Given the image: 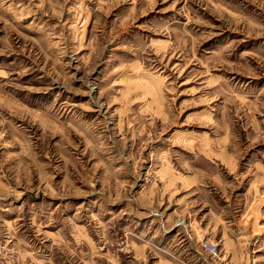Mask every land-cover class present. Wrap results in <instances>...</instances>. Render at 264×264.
<instances>
[{"label": "rangeland", "instance_id": "374dc122", "mask_svg": "<svg viewBox=\"0 0 264 264\" xmlns=\"http://www.w3.org/2000/svg\"><path fill=\"white\" fill-rule=\"evenodd\" d=\"M0 264H264V0H0Z\"/></svg>", "mask_w": 264, "mask_h": 264}, {"label": "built area", "instance_id": "2783aa9c", "mask_svg": "<svg viewBox=\"0 0 264 264\" xmlns=\"http://www.w3.org/2000/svg\"><path fill=\"white\" fill-rule=\"evenodd\" d=\"M207 247V250L210 252V253H216V245L214 244H211V243H208L206 245Z\"/></svg>", "mask_w": 264, "mask_h": 264}]
</instances>
